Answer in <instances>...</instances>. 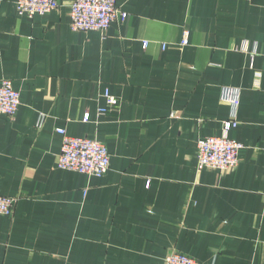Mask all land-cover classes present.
I'll return each instance as SVG.
<instances>
[{"label": "crops", "instance_id": "obj_1", "mask_svg": "<svg viewBox=\"0 0 264 264\" xmlns=\"http://www.w3.org/2000/svg\"><path fill=\"white\" fill-rule=\"evenodd\" d=\"M16 1L0 0V83L21 96L0 116V195L17 199L0 264H264V0H117L128 18L105 33L72 31L74 0L34 18ZM224 88L244 149L199 168L230 119ZM106 91L120 104L100 115ZM58 130L104 143L109 172L60 170Z\"/></svg>", "mask_w": 264, "mask_h": 264}, {"label": "built area", "instance_id": "obj_2", "mask_svg": "<svg viewBox=\"0 0 264 264\" xmlns=\"http://www.w3.org/2000/svg\"><path fill=\"white\" fill-rule=\"evenodd\" d=\"M60 7L58 0H17L16 9L20 16L34 18L45 16ZM128 14L118 8L117 0H74L71 4V29L79 31H99L105 33L111 25L121 20L126 21ZM189 44V39L183 45ZM148 46V42L144 43ZM260 75L256 83H260ZM106 106L99 109L100 115H105L119 107L120 100L105 92ZM221 101L230 107V119L224 123V135L207 137L198 142V167L229 169L237 167L239 155L244 146L229 133L239 126L238 109L240 106L239 91L224 88ZM21 106L20 92L10 80L0 83V116L14 119ZM90 121V115L84 117V122ZM63 138L61 153L57 159L60 170L76 172L90 177L102 178L110 170L111 157L107 146L97 139L72 137L65 130L57 131ZM264 198V194H263ZM17 199L0 195V215L12 216ZM165 264H200L193 257L171 251Z\"/></svg>", "mask_w": 264, "mask_h": 264}]
</instances>
